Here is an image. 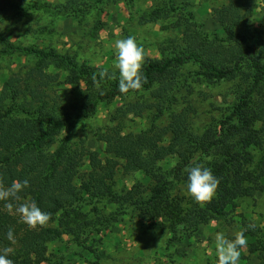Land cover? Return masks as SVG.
Segmentation results:
<instances>
[{
  "label": "trees",
  "instance_id": "obj_1",
  "mask_svg": "<svg viewBox=\"0 0 264 264\" xmlns=\"http://www.w3.org/2000/svg\"><path fill=\"white\" fill-rule=\"evenodd\" d=\"M256 4L217 0L212 15L221 33L208 30L189 2L165 0L153 7L147 20L172 18L170 26L181 31L159 47V56L146 53V82L126 94L119 91L117 69L51 46H23L0 32V56L28 60L0 88V187L29 180L14 205L35 201L51 213L45 226L33 229L0 200V253L10 248L13 264H64L74 255L70 243L99 246L128 217L166 234L169 244L214 220L230 238L247 228L241 257L264 264V225L239 212L244 200L264 192V28L250 23ZM91 6L0 0V20L10 11L19 18L33 10L84 15ZM221 86L223 105L211 101L213 113L203 119L200 96L214 94L197 88ZM121 99L114 125L96 133L102 147L73 140L70 129L78 119ZM131 115L145 126L126 130ZM194 161L217 176L208 202L196 203L186 191V168ZM122 175L135 176L132 184ZM9 229L15 242L7 239ZM63 250L69 252L58 254Z\"/></svg>",
  "mask_w": 264,
  "mask_h": 264
},
{
  "label": "rangeland",
  "instance_id": "obj_2",
  "mask_svg": "<svg viewBox=\"0 0 264 264\" xmlns=\"http://www.w3.org/2000/svg\"><path fill=\"white\" fill-rule=\"evenodd\" d=\"M42 1L67 3L70 0ZM76 1L78 3L86 1L92 6L84 15L79 13L70 17H53L42 11L33 10L29 16L19 18L14 17V12L10 11L6 19L0 20V32L23 46H51L63 52L76 53L91 65L116 69L114 44L117 39L133 36L149 56L157 57L159 47L167 38L177 37L181 31L170 26L172 18L147 20L146 15L151 9L157 5H164L165 0H135L133 3L128 0ZM177 2H189L190 9L205 23L208 30L222 32L212 15V7L217 0H177ZM256 3L255 14L250 19V23L264 28V0H256ZM165 24L170 27L165 28ZM26 62L28 60L18 59L16 55L0 56V88L2 79ZM225 87L197 88L214 94L206 100H203L202 95L200 96L202 101L199 104L203 119H207L213 113L211 101L223 105L220 94L226 91ZM64 94L66 101H69L70 95L67 92ZM123 105V99L103 104L95 116L78 119L70 129L73 140L75 142L86 140L91 148L102 147V144L95 140L96 133L106 131L108 127L114 125L113 118L117 116L118 108ZM143 126L145 125L140 117L131 115L128 117L125 129L137 131ZM122 176L127 185H131L135 177ZM239 212L246 213L264 225V192L259 191L253 198L244 200ZM229 229L231 233L235 232V229ZM217 231H219L218 223L212 220L191 237H184L169 244L166 234L148 229L139 219L128 217L115 226L99 246L86 249L70 243L74 255L70 259H65L64 264H217L213 240ZM224 232L227 234L226 231ZM65 239L68 241L69 236ZM60 245L62 244L52 245V251L54 252ZM67 252L69 250H63L58 254ZM255 262L256 258L253 256L241 257L239 264Z\"/></svg>",
  "mask_w": 264,
  "mask_h": 264
},
{
  "label": "clouds",
  "instance_id": "obj_3",
  "mask_svg": "<svg viewBox=\"0 0 264 264\" xmlns=\"http://www.w3.org/2000/svg\"><path fill=\"white\" fill-rule=\"evenodd\" d=\"M116 53L115 68L119 73V91L128 93L142 88L146 82L143 76V66L146 52L136 38L117 39L114 44ZM105 72H100V77L104 78ZM187 179L185 182L186 191L196 203L210 201L215 195L218 186L217 176L212 169L203 161H194L186 168ZM30 186L29 180L13 181L7 187H0V200L9 201L7 208L15 210L19 214L21 221L30 228L45 226L51 219V213L43 210L35 201L24 200V202L14 205L13 201L22 199L21 194ZM247 228L237 231L231 238L224 231H217L214 236V245L217 264H239L242 250L247 246ZM7 239L15 242L14 231L9 229ZM11 249H5L0 253V264H13L9 258Z\"/></svg>",
  "mask_w": 264,
  "mask_h": 264
}]
</instances>
